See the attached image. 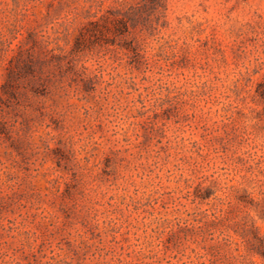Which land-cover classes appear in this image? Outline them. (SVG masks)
Wrapping results in <instances>:
<instances>
[{"label": "rangeland", "instance_id": "obj_1", "mask_svg": "<svg viewBox=\"0 0 264 264\" xmlns=\"http://www.w3.org/2000/svg\"><path fill=\"white\" fill-rule=\"evenodd\" d=\"M0 264H264V0H0Z\"/></svg>", "mask_w": 264, "mask_h": 264}]
</instances>
